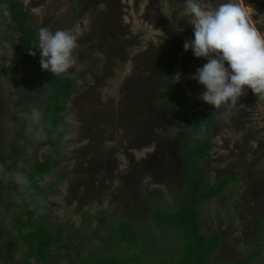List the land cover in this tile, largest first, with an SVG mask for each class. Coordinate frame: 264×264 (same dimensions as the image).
Listing matches in <instances>:
<instances>
[{
	"label": "rangeland",
	"instance_id": "1",
	"mask_svg": "<svg viewBox=\"0 0 264 264\" xmlns=\"http://www.w3.org/2000/svg\"><path fill=\"white\" fill-rule=\"evenodd\" d=\"M8 1L23 3L37 36L42 27L77 35L76 64L66 73L78 89L65 103L69 134L54 137L63 157L50 175L38 176L43 194L35 218L52 231L59 224L65 231L48 264H78L96 253L128 264L177 261L180 235L157 230L150 214L178 206L188 181L179 140L193 144L196 135L179 123L165 80L174 76L175 88L197 113L213 107L199 99L204 86L192 79L207 60L184 49L194 39L185 0ZM226 2L201 0L208 9ZM232 2L264 32V0ZM4 20L0 15V264H25L13 219L31 190L20 188L14 175L27 176L48 150L36 131L44 132L51 89L3 41ZM252 95L247 89L238 102L244 107L230 122L218 114L203 161L205 186L227 175L238 178L200 206L202 233L221 237L208 264H238L257 251L261 255L250 264H264V98ZM32 109L42 114L39 125L29 119ZM30 126L36 131L29 132ZM124 221L137 227V246L119 239ZM134 256L138 261L129 263Z\"/></svg>",
	"mask_w": 264,
	"mask_h": 264
},
{
	"label": "trees",
	"instance_id": "2",
	"mask_svg": "<svg viewBox=\"0 0 264 264\" xmlns=\"http://www.w3.org/2000/svg\"><path fill=\"white\" fill-rule=\"evenodd\" d=\"M86 1L80 0L81 3ZM0 10H7L10 14L8 17L4 16L3 41L22 56V62L30 63L38 79L51 89L43 113L45 128L43 136L39 139V145L48 150L43 153L42 160L37 161L31 172L25 176L26 182L23 184L16 182L20 188L31 192L27 191L26 201L23 198L20 200L19 207L22 210L16 212L13 219V227L21 241L18 250L21 261L25 264H48L51 260L52 248L61 245L65 231L61 224L52 231L35 218L37 197L43 194V190L38 185L40 179L38 176L50 175L62 160L63 152L54 137H65L69 134V128L63 121L67 116L65 103L78 92V89L67 74L57 76L42 70L38 49H33L37 52L36 56L29 54V48L35 47L38 43V36L28 24L30 12L23 3L0 0ZM168 70L171 71V68L169 67ZM164 83L167 88V101L177 113L179 123L188 126L196 137L193 144L179 140L182 154L187 160L188 181L181 191L178 206L172 211L157 208L150 214V218L157 230H173L181 237V255L171 264H208L209 256L221 244V237L215 233L208 238L202 233L200 206L219 195L235 176L227 175L217 185L205 186L206 169L203 161L212 148L213 126L218 119L219 111L215 112L214 107H211L197 113L175 88L172 74H169ZM252 97L255 99V95ZM237 179L235 177V180ZM116 232L121 241L127 242L130 247L137 246L139 232L135 224L124 221ZM260 255L261 251L251 253L238 264H250ZM118 258L96 253L92 258L83 257L78 264H128L125 259ZM132 261L137 262V256L131 257L129 263ZM139 262L142 264L141 260Z\"/></svg>",
	"mask_w": 264,
	"mask_h": 264
},
{
	"label": "clouds",
	"instance_id": "3",
	"mask_svg": "<svg viewBox=\"0 0 264 264\" xmlns=\"http://www.w3.org/2000/svg\"><path fill=\"white\" fill-rule=\"evenodd\" d=\"M185 5L191 16L190 24L194 25V39L186 40L184 49L207 60L192 76L205 89L199 99L219 111L220 119L230 122L244 107L238 102L247 89L256 96L264 94V32L257 30L249 22L247 12L232 0L214 9L203 7L201 0H185ZM0 15L10 14L0 10ZM76 47L77 35L73 32L62 29L52 32L42 27L38 43L29 48V54L36 56L33 49H38L42 70L59 76L76 64ZM41 116L38 109H32L29 119L33 125H39ZM28 131L36 129L30 126ZM36 135L42 137L43 129L36 131ZM14 178L19 184L27 180L19 172Z\"/></svg>",
	"mask_w": 264,
	"mask_h": 264
}]
</instances>
